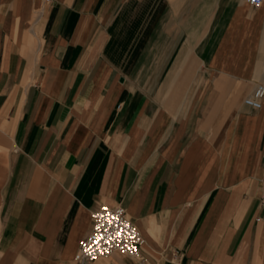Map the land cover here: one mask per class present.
<instances>
[{
    "label": "crops",
    "instance_id": "1",
    "mask_svg": "<svg viewBox=\"0 0 264 264\" xmlns=\"http://www.w3.org/2000/svg\"><path fill=\"white\" fill-rule=\"evenodd\" d=\"M264 4L0 0V264H78L122 206L144 261L264 264Z\"/></svg>",
    "mask_w": 264,
    "mask_h": 264
},
{
    "label": "built area",
    "instance_id": "2",
    "mask_svg": "<svg viewBox=\"0 0 264 264\" xmlns=\"http://www.w3.org/2000/svg\"><path fill=\"white\" fill-rule=\"evenodd\" d=\"M248 2L256 8L264 4V0H248ZM263 100L264 85H258L244 100V104L260 110ZM262 202L264 205V198ZM110 216L114 218L111 224L108 223ZM97 237L100 239L97 240ZM144 246L146 239L122 206L102 205L92 212L91 233L81 242L75 260L78 264H94L101 258L120 253L144 261L142 256Z\"/></svg>",
    "mask_w": 264,
    "mask_h": 264
},
{
    "label": "snow or ice",
    "instance_id": "3",
    "mask_svg": "<svg viewBox=\"0 0 264 264\" xmlns=\"http://www.w3.org/2000/svg\"><path fill=\"white\" fill-rule=\"evenodd\" d=\"M113 219L114 218L110 216L108 223L111 224L113 222ZM117 235H119V233ZM99 239H100V237H97V240H99Z\"/></svg>",
    "mask_w": 264,
    "mask_h": 264
}]
</instances>
